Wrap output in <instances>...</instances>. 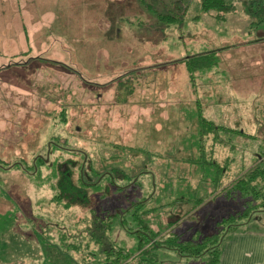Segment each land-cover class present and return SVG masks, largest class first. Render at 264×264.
Wrapping results in <instances>:
<instances>
[{
    "label": "rangeland",
    "instance_id": "374dc122",
    "mask_svg": "<svg viewBox=\"0 0 264 264\" xmlns=\"http://www.w3.org/2000/svg\"><path fill=\"white\" fill-rule=\"evenodd\" d=\"M170 1L0 0V264H103L102 246L139 249L135 233L113 226L97 243L90 205L52 200L68 158L124 169L125 179L114 171L118 185L132 179L91 205L113 207V192L140 199L147 187L135 209L149 227L153 218L185 236L222 232L244 212L243 197L217 187L264 147V22L249 29L248 0H227L236 8L223 19L190 0L179 29L156 14ZM196 53L213 55L190 68L184 58ZM202 120L211 125L200 134ZM32 154L49 163L34 174L8 166ZM144 258L191 259L166 244Z\"/></svg>",
    "mask_w": 264,
    "mask_h": 264
},
{
    "label": "trees",
    "instance_id": "16d2710c",
    "mask_svg": "<svg viewBox=\"0 0 264 264\" xmlns=\"http://www.w3.org/2000/svg\"><path fill=\"white\" fill-rule=\"evenodd\" d=\"M201 12H207L211 9L216 10L215 16L220 19L225 18L226 14L232 12L236 8V3L234 1L227 0H199ZM190 0H172L165 4V11H157L153 6L149 4L151 10H156L158 19L166 24H176L179 29L183 28L185 25V15L189 7ZM245 11L249 16V29H255L264 22V0H248L245 4ZM213 53L208 54H194L191 57H185L184 61L190 68L196 65H202L203 57L212 56ZM262 113L264 115V102L262 106ZM202 126H199V133L205 131L206 127L211 124L209 121L202 120ZM206 126V127H205ZM204 127V128H202ZM202 128V129H201ZM53 141H51V144ZM54 143H56L54 141ZM33 155V154H32ZM30 156V159L24 155L19 161H13L9 165H16L25 174H34L38 171L39 165L49 163L41 156V154H34ZM29 156V155H28ZM22 157V156H21ZM48 157V155H47ZM1 161V160H0ZM89 165L85 166L83 161H77L76 159L68 158L66 161L59 162V175L53 183V195L52 200L57 204L63 202V206L71 207L75 204H82L83 206H89V212L91 215V223L93 226L88 225L87 231L92 234V237L97 243H104L106 237L108 236V230L116 227L117 230H125L129 233H135L139 237V259L141 261L146 260L144 254L147 253L151 248L166 244L167 246L174 248L179 254H190L199 255L203 252H208L210 255V261L216 262L218 260L219 253V239L222 237L225 229L237 226L240 223L247 222L250 214L253 215L255 211L260 210L258 206L264 205V147L262 152L258 153V157L255 163L251 164L245 168L242 172H239L233 176L228 183V185L219 184L218 188H223V191L227 196L230 197H243L245 201L244 212L246 214L244 221H239L235 214L228 216L230 220L227 222L224 230L222 232H214L210 234H205L202 238L194 243L191 240H180L179 233L164 235L165 231L172 228L175 221H168L165 228H162L152 219V225H157L155 228L149 227L145 222L141 224V216L138 215L137 208L140 203L144 202L149 196V192L146 187V192L140 199L128 200L124 195L118 199L115 193H112L113 199H115L113 207L101 206L100 200L94 205L90 204V200L93 194H100L99 199H102L101 190L108 192L110 186L113 185L112 189L120 191L119 189L127 186L132 182V179L127 181V183L119 184L114 179V171H122L121 179H125L128 175L124 169L113 167L111 171L99 172L96 166L93 165L92 159H88ZM3 162H0V167H3ZM31 169V173L30 170ZM109 171V172H108ZM119 173V172H118ZM120 174V173H119ZM128 177V176H127ZM106 180V182H104ZM139 181V178L134 182ZM142 182V181H140ZM103 183V184H102ZM145 186H147V181H143ZM150 197V196H149ZM148 197V198H149ZM259 200V201H258ZM121 203V204H120ZM97 204V205H96ZM198 204V203H197ZM259 204V205H257ZM120 205V206H119ZM133 208V212L129 213V210ZM251 212V213H250ZM150 213V212H149ZM249 214V215H248ZM147 216H150L148 214ZM132 217V218H131ZM113 218V222L112 219ZM126 218H136L134 224L128 223L129 220ZM227 218V217H226ZM140 220V221H139ZM139 221V222H138ZM90 226V227H89ZM99 232V233H98ZM106 243V242H105ZM112 243V242H109ZM151 243V244H149ZM47 250L54 256L57 255V251L62 249L57 247L54 243L53 246L50 245ZM104 251V262L103 264H111L118 262L126 255L133 252H128L123 250L121 247H114L111 244L108 246H102ZM45 250V249H44ZM46 250V251H47ZM137 250V251H138ZM149 264V263H147Z\"/></svg>",
    "mask_w": 264,
    "mask_h": 264
},
{
    "label": "crops",
    "instance_id": "0c3cea01",
    "mask_svg": "<svg viewBox=\"0 0 264 264\" xmlns=\"http://www.w3.org/2000/svg\"><path fill=\"white\" fill-rule=\"evenodd\" d=\"M230 180L231 178L227 179L225 184H228ZM258 207L260 210L255 211L248 222L225 229L219 239V253L216 262L210 261L207 251L199 255H180L191 257L187 264H264V205ZM174 228L175 226H172L165 231L164 235L179 233L180 240H191L194 243L198 242L205 234L215 232L202 234L201 229L197 228L192 234L185 236L187 233L184 234L183 230ZM178 262L175 263L171 260L168 264H178ZM179 263L181 264V262Z\"/></svg>",
    "mask_w": 264,
    "mask_h": 264
},
{
    "label": "built area",
    "instance_id": "2783aa9c",
    "mask_svg": "<svg viewBox=\"0 0 264 264\" xmlns=\"http://www.w3.org/2000/svg\"><path fill=\"white\" fill-rule=\"evenodd\" d=\"M149 244H151V243H149ZM139 251L140 250L133 252L129 255H126L125 257H123L118 262L111 263V264H147L144 261H141L139 259V255H138Z\"/></svg>",
    "mask_w": 264,
    "mask_h": 264
}]
</instances>
